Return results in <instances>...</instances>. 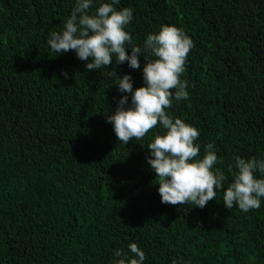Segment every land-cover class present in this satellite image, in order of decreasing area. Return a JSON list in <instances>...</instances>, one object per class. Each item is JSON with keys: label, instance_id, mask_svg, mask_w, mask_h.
<instances>
[{"label": "trees", "instance_id": "trees-1", "mask_svg": "<svg viewBox=\"0 0 264 264\" xmlns=\"http://www.w3.org/2000/svg\"><path fill=\"white\" fill-rule=\"evenodd\" d=\"M75 0H0V264H113L136 243L144 264H264V199L245 213L222 193L201 209L161 203L148 143L119 142L106 116L122 95L109 72L47 44ZM136 44L162 25L194 42L189 100L168 110L212 144L228 177L236 156L264 158V0H121ZM92 11H95L93 6ZM130 54V50H129ZM68 73V78L63 72ZM129 95L130 94H125ZM102 152V153H101Z\"/></svg>", "mask_w": 264, "mask_h": 264}, {"label": "clouds", "instance_id": "clouds-1", "mask_svg": "<svg viewBox=\"0 0 264 264\" xmlns=\"http://www.w3.org/2000/svg\"><path fill=\"white\" fill-rule=\"evenodd\" d=\"M121 0H75L70 17L60 31H50L47 44L58 55L74 51L87 61L89 71L127 62L130 69H141L143 85L134 89L130 73L122 77L114 69L109 76L121 93L117 107L106 116L119 142L140 141L157 126L159 134L148 143L146 158L155 173L161 203L192 204L203 209L222 193L224 207H238L247 213L261 207L264 199V158L236 156L228 165L231 181L219 167L212 144L196 142L199 130L168 111L173 101L189 100L191 85L182 74L193 40L175 25H162L146 35L142 44L133 41L126 29L134 19L131 7L118 8ZM95 6V11H92ZM130 50V54H129ZM68 78V73H62ZM130 94V99L129 95ZM128 253L115 251L113 264H144L145 252L136 243ZM173 264H176L174 261Z\"/></svg>", "mask_w": 264, "mask_h": 264}, {"label": "bare ground", "instance_id": "bare-ground-1", "mask_svg": "<svg viewBox=\"0 0 264 264\" xmlns=\"http://www.w3.org/2000/svg\"><path fill=\"white\" fill-rule=\"evenodd\" d=\"M102 153V152H101Z\"/></svg>", "mask_w": 264, "mask_h": 264}]
</instances>
